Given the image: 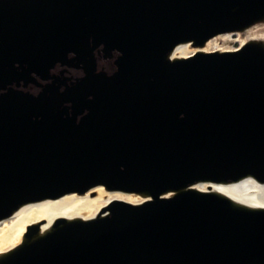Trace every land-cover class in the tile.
I'll list each match as a JSON object with an SVG mask.
<instances>
[{"label":"water","instance_id":"obj_1","mask_svg":"<svg viewBox=\"0 0 264 264\" xmlns=\"http://www.w3.org/2000/svg\"><path fill=\"white\" fill-rule=\"evenodd\" d=\"M264 21V0H0V221L95 187L143 199L25 227L0 264H264V46L170 60Z\"/></svg>","mask_w":264,"mask_h":264},{"label":"bare ground","instance_id":"obj_2","mask_svg":"<svg viewBox=\"0 0 264 264\" xmlns=\"http://www.w3.org/2000/svg\"><path fill=\"white\" fill-rule=\"evenodd\" d=\"M238 35L242 46L246 42H258L264 46V21L249 26L240 32L225 33L215 36L200 48L188 44L176 46L169 54L170 60L184 59L195 53L233 51L222 44L229 36ZM198 191H208L224 196L238 206L248 209L264 210V183H258L246 177L235 183L225 185H197ZM112 201L138 204L143 199L118 192H109L102 187H95L82 195L68 194L54 200H43L19 207L9 218L0 221V256L15 248L21 241L25 227L30 224L38 226L37 236L48 232L52 224L59 219L90 220L104 216L107 206Z\"/></svg>","mask_w":264,"mask_h":264},{"label":"rangeland","instance_id":"obj_3","mask_svg":"<svg viewBox=\"0 0 264 264\" xmlns=\"http://www.w3.org/2000/svg\"><path fill=\"white\" fill-rule=\"evenodd\" d=\"M226 42H222L223 45H225L226 47H228L231 50H234L236 48L239 47V45L241 44V39L239 38L238 35H231L229 36V40H225Z\"/></svg>","mask_w":264,"mask_h":264}]
</instances>
